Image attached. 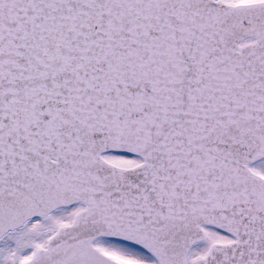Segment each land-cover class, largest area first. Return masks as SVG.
<instances>
[{
	"label": "snow or ice",
	"instance_id": "snow-or-ice-1",
	"mask_svg": "<svg viewBox=\"0 0 264 264\" xmlns=\"http://www.w3.org/2000/svg\"><path fill=\"white\" fill-rule=\"evenodd\" d=\"M0 264H264V0H0Z\"/></svg>",
	"mask_w": 264,
	"mask_h": 264
}]
</instances>
